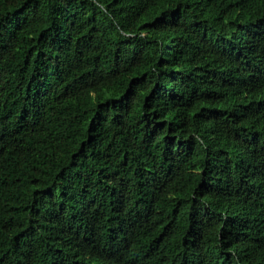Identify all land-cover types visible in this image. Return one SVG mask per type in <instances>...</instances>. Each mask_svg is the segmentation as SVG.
I'll return each mask as SVG.
<instances>
[{"label":"trees","instance_id":"trees-1","mask_svg":"<svg viewBox=\"0 0 264 264\" xmlns=\"http://www.w3.org/2000/svg\"><path fill=\"white\" fill-rule=\"evenodd\" d=\"M0 264H264V0H0Z\"/></svg>","mask_w":264,"mask_h":264}]
</instances>
